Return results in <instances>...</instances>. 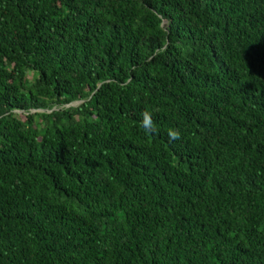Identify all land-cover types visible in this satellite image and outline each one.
I'll return each instance as SVG.
<instances>
[{
    "label": "trees",
    "instance_id": "1",
    "mask_svg": "<svg viewBox=\"0 0 264 264\" xmlns=\"http://www.w3.org/2000/svg\"><path fill=\"white\" fill-rule=\"evenodd\" d=\"M0 264H264V0H0Z\"/></svg>",
    "mask_w": 264,
    "mask_h": 264
},
{
    "label": "clouds",
    "instance_id": "2",
    "mask_svg": "<svg viewBox=\"0 0 264 264\" xmlns=\"http://www.w3.org/2000/svg\"><path fill=\"white\" fill-rule=\"evenodd\" d=\"M143 119L141 121V126L146 130V131H155L153 122H152V118L151 115L147 112H144L141 114ZM169 139L170 140H175V139H179L180 135L178 130H170L168 133Z\"/></svg>",
    "mask_w": 264,
    "mask_h": 264
},
{
    "label": "rangeland",
    "instance_id": "3",
    "mask_svg": "<svg viewBox=\"0 0 264 264\" xmlns=\"http://www.w3.org/2000/svg\"><path fill=\"white\" fill-rule=\"evenodd\" d=\"M77 104V102H73V103H71V105H76ZM19 112V111H18Z\"/></svg>",
    "mask_w": 264,
    "mask_h": 264
}]
</instances>
